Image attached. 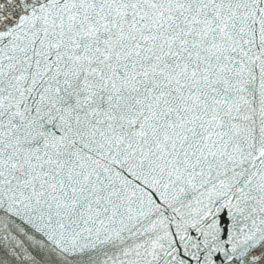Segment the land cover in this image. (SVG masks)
<instances>
[{
	"label": "snow or ice",
	"instance_id": "6c2138e0",
	"mask_svg": "<svg viewBox=\"0 0 264 264\" xmlns=\"http://www.w3.org/2000/svg\"><path fill=\"white\" fill-rule=\"evenodd\" d=\"M0 264H264V0H0Z\"/></svg>",
	"mask_w": 264,
	"mask_h": 264
}]
</instances>
